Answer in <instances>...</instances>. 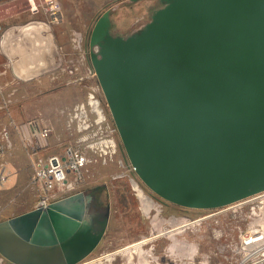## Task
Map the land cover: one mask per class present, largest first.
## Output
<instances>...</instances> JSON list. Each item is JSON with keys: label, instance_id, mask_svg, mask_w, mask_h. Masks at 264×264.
I'll return each instance as SVG.
<instances>
[{"label": "water", "instance_id": "1", "mask_svg": "<svg viewBox=\"0 0 264 264\" xmlns=\"http://www.w3.org/2000/svg\"><path fill=\"white\" fill-rule=\"evenodd\" d=\"M110 28L107 13L93 30L96 65L144 182L187 208L262 191L264 0H161L135 31ZM91 199L81 191L0 221V254L14 264L82 261L107 228L90 223Z\"/></svg>", "mask_w": 264, "mask_h": 264}, {"label": "rangeland", "instance_id": "2", "mask_svg": "<svg viewBox=\"0 0 264 264\" xmlns=\"http://www.w3.org/2000/svg\"><path fill=\"white\" fill-rule=\"evenodd\" d=\"M10 1L13 0H0V3ZM25 1V4L18 1L20 8H5L8 19L4 29L15 25L17 12L26 8L37 18L20 24L45 22L49 26L45 34L51 37L52 45L45 51L46 63L39 70L41 73L23 79L13 69L14 61L20 60V56L7 54L0 33V144L10 141L0 160V170L7 174V180L0 186V221L36 208L37 193L30 183L32 161L17 126L42 116L52 128L51 152H60L83 136L89 141L112 138L115 143L106 156L95 154L83 187V191L98 189V203L109 207L107 228L96 249L76 264H230V254L220 252V248L236 238L240 228L264 225V190L215 208H187L159 197L133 168L89 64L90 36L98 19L108 13L111 32L126 35L148 23L161 0ZM28 41L25 44L32 52L35 48ZM91 94L100 99L106 119L97 124L98 116L93 112L89 117L93 125L80 132L76 128L78 120L70 125V116L78 104L88 105ZM133 179L157 207L146 213ZM186 221L194 224L174 234L163 233L132 247L128 253H117L144 237L163 232L165 227L174 228ZM0 264L14 263L0 254Z\"/></svg>", "mask_w": 264, "mask_h": 264}, {"label": "built area", "instance_id": "3", "mask_svg": "<svg viewBox=\"0 0 264 264\" xmlns=\"http://www.w3.org/2000/svg\"><path fill=\"white\" fill-rule=\"evenodd\" d=\"M8 31L9 29L5 30L0 22V33L3 37ZM92 73L96 76L93 71ZM100 103V99L91 94L88 105L78 104L75 112L71 113L70 125L78 120L76 128L80 132L90 129L93 122L89 117L93 112L98 116L95 119L97 124L105 121L106 117ZM17 127L31 157L33 173L30 183L37 193L36 208L40 209H45L66 196L83 191L88 181L90 167L96 158L95 154L106 156L115 146L112 138L89 141L87 136H83L77 142L65 145L62 151L51 152L52 128L42 116L31 118L18 124ZM4 135L8 136L7 132ZM8 146L10 141L8 144H0V160ZM6 180L7 174L1 169L0 186ZM229 241L220 248V252L230 254V264H264V225L240 228L237 237Z\"/></svg>", "mask_w": 264, "mask_h": 264}, {"label": "crops", "instance_id": "4", "mask_svg": "<svg viewBox=\"0 0 264 264\" xmlns=\"http://www.w3.org/2000/svg\"><path fill=\"white\" fill-rule=\"evenodd\" d=\"M18 1L20 3H23V4L26 3L25 0H13L12 2L10 1L6 4L0 3V22L2 23L3 27L5 26V23H7L6 21L8 19L7 15H6L7 13L5 11V8H7L8 10H10L11 8L13 10L16 7L20 8L21 5L18 3ZM36 18H37V16H33V13L31 11H27L26 8L23 10V12H19V13L17 12V15L15 17V19H17V21H16L15 25H13L12 27L9 28L7 35H5L3 37V34H2V37H1L2 38V47L7 51V54L8 55L16 54V56H20V60L14 61V63H13V69H14V71H16V73L18 72L17 67H19V69H20V67H24L26 69L28 66H30V67L32 66V68L34 70H36L37 73L35 72V74L33 76H27V77L20 75L18 72L17 75L23 79H29V78L37 76L41 73V72H39V70L44 69L45 63H46L45 51L50 50V47L45 50V45H43L45 43H42V41L36 42V44L33 45L31 42L28 41V39H29V38H27L28 36H26L27 34L31 35V37H33V39L34 38L38 39V36H41V35L46 36V34H45L46 30L41 29L40 27H37V28L32 27V25H35L37 23H45V22L32 21V22L27 23V24H23V25L20 24L22 22H27V20H34ZM17 35L21 36V38H20L21 42H20V40H16L13 37V36H17ZM25 40H26V42L28 41L31 44L30 46L32 48H35V47H37V48H35V50L30 52L28 50V49H30V47H28V45L26 46V44L24 43L25 48L23 51L20 49H17L15 51L11 50L12 45L23 43V42H25ZM34 51H35V53H33ZM27 54L30 55L28 59L24 57L25 55L27 56ZM31 54L34 56H32ZM13 58H14V56H13ZM33 59H34V61L36 60V62H33ZM37 59H39V60H37ZM26 62H27V64H26ZM36 66H38V67H36Z\"/></svg>", "mask_w": 264, "mask_h": 264}, {"label": "bare ground", "instance_id": "5", "mask_svg": "<svg viewBox=\"0 0 264 264\" xmlns=\"http://www.w3.org/2000/svg\"><path fill=\"white\" fill-rule=\"evenodd\" d=\"M32 27H34V28H37V27H40L41 29H44V30H46V32L47 31H49V27L46 25V24H44V23H37V24H35V25H32ZM26 36H28L27 38H29L28 40L33 44V45H35L36 44V42H41L42 41V43H45V44H43V45H45V50L46 49H48L49 47H51V45H52V39H51V37L49 36V35H46V36H38V39L36 38H34L33 39V37H31V35H26ZM23 40V39H22ZM20 42H21V40H20ZM24 43H26L27 44V42H23V43H20V44H15V45H12V47H11V50H13V51H15V50H17V49H20V50H22L23 51V49L25 48V44ZM42 47V46H41ZM35 48H37V47H35ZM33 53H35V51L33 52ZM32 55V54H31ZM32 56H34V55H32ZM40 57V56H39ZM32 58V57H31ZM37 60H39V59H37ZM33 62H34V59H33ZM26 64H27V62H26ZM32 65V64H31ZM36 65V64H35ZM28 66V65H27ZM42 66V65H41ZM36 67H38V66H36ZM32 68V66L30 67V66H28L26 69L24 68V67H22L18 72H19V74L20 75H22V76H24L25 75V73H27V74H29V70ZM33 69V68H32ZM36 69V68H35ZM42 70V69H41ZM33 71H34V73L36 72V70H34L33 69ZM33 73V74H34ZM37 73V72H36ZM39 73V72H38ZM135 183V184H134ZM133 185H134V188L137 190V192H138V195H139V197H140V199H141V202H142V206H143V208H144V210L146 211V213L148 212V211H150V209L151 208H153V207H157V203L153 200V198L152 197H150L149 195H147L145 192H144V190L138 185V183L133 179ZM261 196V195H260ZM263 196V195H262ZM158 210H160V209H158ZM157 219V218H156ZM191 224H194L193 223V221H186L185 223H182L180 226H175L174 228H166L165 227V229H163L164 231L163 232H159V233H154V234H152L150 237H144L142 240H140L139 242H136L135 244H133V246H127V247H124V248H122V250H120V251H118L117 253H119V252H129V250L132 248V247H139V246H141V245H143V244H145V243H147L148 241H150V240H152L153 238H156V237H158V236H160L161 234H174V232L177 230V231H179L178 229H180V228H184V227H188V226H190ZM176 231V232H177ZM141 252V251H140ZM141 254H143V253H141ZM142 258H144L145 256L144 255H142L141 256ZM105 258H108V256H107V254H106V257ZM111 258V257H110ZM145 260V259H144ZM92 263V262H91ZM84 264H88V263H84Z\"/></svg>", "mask_w": 264, "mask_h": 264}, {"label": "flooded vegetation", "instance_id": "6", "mask_svg": "<svg viewBox=\"0 0 264 264\" xmlns=\"http://www.w3.org/2000/svg\"><path fill=\"white\" fill-rule=\"evenodd\" d=\"M97 21H99V19ZM94 28H93V30H94ZM90 44H92V47H91V53H90V57H89L90 58L89 59V64H90L93 72L96 75V80H97L98 85L102 89L101 83H100V77H99V73H98V68H97V65L95 63V62H97V60H99L102 57V54H101L100 49H98L97 45L93 41V31H92L91 36H90ZM21 68L22 67H20V69ZM20 69H19V67H17V71H19ZM33 73H34V71L31 68L29 70V74L25 73L24 76H26V77L27 76H33L35 74V73L34 74ZM102 91H103V89H102ZM83 192H85L86 194H91L92 195V199L88 203L87 217H88L90 223L95 228V230L98 231L99 229L102 228V226H103L102 223L104 221L105 222L107 221V224H108L109 214H110L109 213V207L108 206H102V205H100L98 203V199H97L98 198L97 197L98 189L95 188V189H93L91 191L84 190Z\"/></svg>", "mask_w": 264, "mask_h": 264}, {"label": "trees", "instance_id": "7", "mask_svg": "<svg viewBox=\"0 0 264 264\" xmlns=\"http://www.w3.org/2000/svg\"><path fill=\"white\" fill-rule=\"evenodd\" d=\"M91 45V47H92V44H90ZM95 62V61H94ZM96 63V62H95ZM98 73H99V77H100V72H99V70H98ZM100 83H101V87H102V89H103V92H104V95H105V98H106V101H107V103H108V105H109V108H110V110H111V105H110V100H109V98H108V94H107V92H106V90H105V88H104V86H103V84H102V81H101V78H100ZM111 114H112V119H113V121H114V123H115V126H116V128L118 129V125H117V123H116V120H115V118H114V114H113V112H112V110H111ZM123 146H124V144H123ZM124 148L126 149V146H124ZM130 159V158H129ZM130 161H131V159H130ZM132 163V162H131ZM133 165V164H132ZM140 177V176H139ZM141 178V177H140ZM142 179V178H141ZM143 180V179H142ZM143 182H144V180H143ZM145 183V182H144ZM146 184V183H145ZM147 185V184H146ZM148 186V185H147ZM155 194H157L159 197H161L162 198V196H160L155 190H153L150 186H148ZM260 190H264V188H261V189H259V190H257V191H260ZM253 192H249V193H247V194H244V195H242V196H240V197H238V198H236V199H234V200H230V201H228V202H226V203H224V204H221V205H217V206H211V207H201V208H215V207H220V206H222V205H225V204H228V203H231V202H233V201H236V200H238V199H241V198H243V197H246V196H248V195H250V194H252ZM163 199H165V198H163Z\"/></svg>", "mask_w": 264, "mask_h": 264}]
</instances>
